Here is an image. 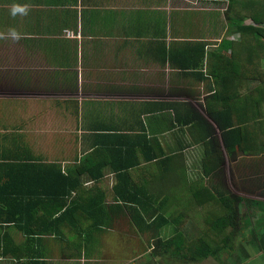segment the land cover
<instances>
[{"label": "crops", "instance_id": "1", "mask_svg": "<svg viewBox=\"0 0 264 264\" xmlns=\"http://www.w3.org/2000/svg\"><path fill=\"white\" fill-rule=\"evenodd\" d=\"M14 3L27 15L13 17ZM228 3L0 0V32L21 35L0 40V194L13 193L0 202V264H153L154 238H185L199 203H214L199 190L242 197L248 184H235L262 178L255 157L229 155L218 126L247 120L245 52L235 56L237 83L224 64L240 40ZM124 163L136 165L120 173ZM41 187L76 191L20 200ZM136 188L140 202L165 207L167 224L134 223V197L123 203L115 190ZM60 204L73 208L55 212ZM262 220L255 246L200 264H264Z\"/></svg>", "mask_w": 264, "mask_h": 264}, {"label": "trees", "instance_id": "2", "mask_svg": "<svg viewBox=\"0 0 264 264\" xmlns=\"http://www.w3.org/2000/svg\"><path fill=\"white\" fill-rule=\"evenodd\" d=\"M226 12L229 14L226 13L225 16L229 30L232 33L240 35L239 42L229 43L231 57L224 59L225 66L230 67L232 70L230 72V80L233 81L235 79L237 83L238 62H236L235 56L239 51L245 52V61L241 60L240 65L241 78L243 79L244 77L245 66V79L247 83L255 84V86L247 91L245 98L246 125L234 128L231 122H227L224 125L218 124V126L222 130V140L229 155L234 159V153L239 151L247 157H255L252 158L253 161H251L252 165L250 166L252 169H254L255 165L261 166L264 174V68L261 66V61L264 60V0H229ZM247 19L251 21L250 24L245 23ZM220 46H223V41ZM216 75L219 76L218 73ZM213 77L226 83L227 76L225 74L217 78L214 73ZM254 117L257 120H253ZM134 165L136 164H122L119 167L120 173ZM42 175L45 176L47 174L43 173ZM123 175L125 174H119V177ZM60 176L63 178L62 175ZM247 187L252 188V190L264 189V176L252 179L249 181ZM72 191H76V187L66 190L41 187L32 194L21 193L19 195L20 200L33 197L41 202L42 199H63V197L69 195ZM126 192H122L120 189L115 190V194L123 203H126L127 199L131 201V197L127 198V195L134 197V206L128 207L133 208L136 215H139L138 218H141L140 221L134 219V223L137 226L139 222L143 221V223H146L151 218L153 219L149 222V227H155V229L169 222L163 216L162 210L165 208L164 206L139 201L137 197L143 194L141 189L136 188L132 193L130 190H126ZM11 195L13 193L10 190H5L4 194H0V202L5 204L6 201L8 202L7 197ZM196 197L201 201H204V198L205 200L215 199L214 203H199L197 206L202 209L203 213L204 229L201 237L197 239L192 247L185 245V238L180 233L165 241L156 237L152 243L154 245L152 252L154 257L168 255L179 261L183 260L195 263H199L208 257L219 259L221 252L227 250V247L229 249L232 248L229 241L235 233L242 231L243 234H248L246 229L243 230L244 226H241L239 223L250 225L252 217L256 216L260 211H264V202L233 194L227 197L222 194L215 195L210 190H203V192L199 190ZM15 201V199L11 200V204L8 203V207H13L17 203L14 204ZM40 204L39 206H41ZM71 208L73 206L70 207L69 205L63 208V204H60L55 209V212H61L64 209L61 213L67 214ZM242 208L243 210H241ZM178 221V218H176V223H179Z\"/></svg>", "mask_w": 264, "mask_h": 264}, {"label": "rangeland", "instance_id": "3", "mask_svg": "<svg viewBox=\"0 0 264 264\" xmlns=\"http://www.w3.org/2000/svg\"><path fill=\"white\" fill-rule=\"evenodd\" d=\"M216 1L218 2V4H225L229 0H216ZM225 7H228V6H225ZM226 10H227V8H226ZM226 13L228 14V12L224 13V18L226 16ZM219 14H223V13L222 12H217L216 13L217 16H219ZM245 23L246 24H250L251 21L247 19L245 21ZM262 67L264 68V60H262ZM254 86H255V84L247 83L248 91L251 90V88H253ZM246 159L249 160V158H246ZM247 160H246V162H247ZM250 160H251V158H250ZM263 176H264V174H263ZM248 178H250V179H248ZM252 179H251V177H248V175H246V179L245 180L241 179V181H240L241 185L235 184V187L238 190H242V188H241L243 186L242 183L244 185H247L249 183V181H251ZM244 189H245V190H243L244 192H242V194H244V195L242 197L248 198V199H251V200H257V201L264 202V189H262V190H258V189L252 190V188H249L247 186ZM235 193H237V192H235ZM241 210H243V208ZM196 212L197 211H193L192 213H195V214H192V216H197L198 218L191 219L187 223L188 224L187 228H190V226H195V228H191V230L189 229L190 231L185 236V240L187 242V245L190 246V247H192L193 244L197 241V239H199L201 237V234L203 233V229H204V226H203L204 224H203V220H202V216H203L202 209L199 207L198 212L197 213ZM260 215H264V211H260L256 216H253L252 219H251V224L250 225H248V224L244 225L243 223H239L241 226H244L243 230L246 229L248 234L245 235V234H243L242 231H238L237 233H235L234 236L229 241V243L231 242L232 248L229 249L227 247V250L221 252L220 258H222V257L224 258L225 256H226V258H228V257L233 258V256H234L233 248L236 247L237 245H241V244H249V245L252 244V245H254L255 239L253 237V240H252V235H253L252 232H254L257 229V225L258 224H261L259 222L258 223L256 222V218L259 217ZM262 221H263V224H264V220H262ZM181 223H182V226H183L184 222H181ZM125 225L126 224L123 223V226H125ZM170 230L171 229L166 228L164 230L163 234L167 233L168 236H171L172 235L171 234L172 231H170ZM256 236L257 235H255V237ZM256 241H257V238H256ZM241 250L242 249H240V253H242ZM134 255H135V257H137V256H141L142 257L144 254L138 252V253H136ZM145 255H147V253H145ZM149 255L151 256L150 253H149ZM248 255H249V252L246 253V256H248ZM151 258H152V263L153 264H163L164 262H166L168 264H170V263L171 264H200L201 263V261L199 263H195V262H191V261H183V260L179 261V260H176V259L173 260V258L169 257L168 255L163 256V258H164L163 260L161 258H156V260H154L155 258L152 257V256H151ZM209 258H212V257H209ZM159 259H161V260H159ZM206 261H210V260H206ZM148 264H150V263L148 262Z\"/></svg>", "mask_w": 264, "mask_h": 264}, {"label": "clouds", "instance_id": "4", "mask_svg": "<svg viewBox=\"0 0 264 264\" xmlns=\"http://www.w3.org/2000/svg\"><path fill=\"white\" fill-rule=\"evenodd\" d=\"M29 8L27 5H22L18 3L12 4L10 8V14L15 17L17 15H27ZM10 39L13 42H17L21 39L20 33L17 32L15 28H9L7 33L0 32V40Z\"/></svg>", "mask_w": 264, "mask_h": 264}]
</instances>
